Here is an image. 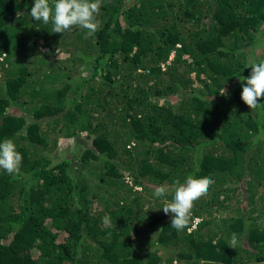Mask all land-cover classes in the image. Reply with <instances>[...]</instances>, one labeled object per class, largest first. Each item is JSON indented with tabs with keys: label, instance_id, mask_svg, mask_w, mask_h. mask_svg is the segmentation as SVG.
Returning <instances> with one entry per match:
<instances>
[{
	"label": "trees",
	"instance_id": "obj_1",
	"mask_svg": "<svg viewBox=\"0 0 264 264\" xmlns=\"http://www.w3.org/2000/svg\"><path fill=\"white\" fill-rule=\"evenodd\" d=\"M33 3L0 0V142L23 157L0 170V264H264V115L238 80L264 0H102L89 37ZM188 175L214 184L176 231L153 187Z\"/></svg>",
	"mask_w": 264,
	"mask_h": 264
},
{
	"label": "clouds",
	"instance_id": "obj_2",
	"mask_svg": "<svg viewBox=\"0 0 264 264\" xmlns=\"http://www.w3.org/2000/svg\"><path fill=\"white\" fill-rule=\"evenodd\" d=\"M101 4L102 0H52L51 3L50 0H34L30 16L39 23H51L52 33L63 34L73 27H79L89 37L99 30L100 23L96 17ZM247 67L251 68L249 75L238 79L242 82L240 99L249 109L259 110L264 115V104L259 102L264 98V59L252 62ZM219 94L226 95L225 89ZM261 138H264V128L260 129L256 141ZM22 159L11 139L0 142V170L12 177L20 175ZM212 184L214 180L209 176L197 178L188 175L184 182L177 179L171 185L154 186L152 194L156 198H163L172 193L171 200L165 202L161 209L165 215L171 214L170 226L173 229L184 231L192 220L194 202L206 196ZM102 223L111 226V218L103 217ZM258 223L264 228V221ZM235 242L233 236L231 244L234 246Z\"/></svg>",
	"mask_w": 264,
	"mask_h": 264
},
{
	"label": "rangeland",
	"instance_id": "obj_3",
	"mask_svg": "<svg viewBox=\"0 0 264 264\" xmlns=\"http://www.w3.org/2000/svg\"><path fill=\"white\" fill-rule=\"evenodd\" d=\"M264 40V39H263ZM257 52H261V51H257ZM76 141L74 139H70L65 145L64 147H61L58 151H59V155H62L64 153H68V156H71V154H77L78 153V149H79V145L75 144ZM67 156V155H66ZM125 181L128 183V185H130L131 181L129 177H124ZM134 190L139 191L140 187H135Z\"/></svg>",
	"mask_w": 264,
	"mask_h": 264
},
{
	"label": "built area",
	"instance_id": "obj_4",
	"mask_svg": "<svg viewBox=\"0 0 264 264\" xmlns=\"http://www.w3.org/2000/svg\"><path fill=\"white\" fill-rule=\"evenodd\" d=\"M197 222H198V219H195V220L193 221V225H192L191 229L195 227V224H196ZM188 231H189V230H188Z\"/></svg>",
	"mask_w": 264,
	"mask_h": 264
}]
</instances>
